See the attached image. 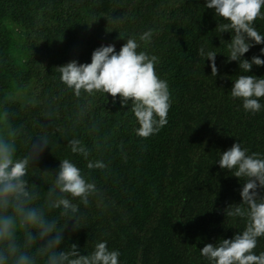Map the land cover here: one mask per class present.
Returning a JSON list of instances; mask_svg holds the SVG:
<instances>
[{
	"label": "trees",
	"instance_id": "16d2710c",
	"mask_svg": "<svg viewBox=\"0 0 264 264\" xmlns=\"http://www.w3.org/2000/svg\"><path fill=\"white\" fill-rule=\"evenodd\" d=\"M205 3L0 0V101L9 94L15 97L10 106L18 112L17 122H27L31 132L38 131L33 120L45 109L53 111L50 148L37 167L55 171L68 157L87 172L83 158L71 154L67 145L73 137L89 147L99 142L100 151L94 150L91 158L109 165L106 173L91 172L102 198L87 209L81 206L86 227L73 232L70 221L61 248L75 243L85 254L105 240L110 250L121 253L120 264H210L200 254L204 245L244 230L246 218L226 214L229 205L241 203L244 179L216 161L238 142L249 154L264 156V108L256 114L245 112L242 101L230 93L241 74L264 78V66L253 65L243 73L238 62L227 61L232 34H219L217 24L227 21ZM255 27L264 35V20H257ZM149 29L154 33L151 42L139 41ZM127 37L137 39L138 51L158 57L156 72L171 94L167 125L148 139L135 135L138 123L130 102L122 107L119 98L113 103L99 93L77 101L64 90L56 70L71 60L90 63L101 45L113 44L118 52ZM201 47L218 52L216 77L200 56ZM261 48L264 44L254 45L243 59H264ZM28 98L40 103L24 109ZM85 102L91 104L89 116L77 123V103ZM260 102L264 105V98ZM93 121L98 122L96 134L88 131ZM30 181L47 191L38 177ZM255 252H264V237Z\"/></svg>",
	"mask_w": 264,
	"mask_h": 264
},
{
	"label": "clouds",
	"instance_id": "9594fccd",
	"mask_svg": "<svg viewBox=\"0 0 264 264\" xmlns=\"http://www.w3.org/2000/svg\"><path fill=\"white\" fill-rule=\"evenodd\" d=\"M205 7L227 21L216 26L219 34H232L227 61L238 62L243 73H249L253 65L264 66L259 56L243 59L251 47L264 44V35L255 27L257 20H264V0H206ZM153 35L149 29L139 41L150 43ZM139 48L136 38L127 37L118 52L113 44L101 45L92 52L90 63L71 60L56 70L64 90L77 101L90 100L99 93L104 100L105 94L110 96L113 103L119 98L122 107L130 102L138 123L135 135L148 139L167 125L171 94L167 81L156 72L158 57ZM260 52L264 55V48ZM217 53L199 49L200 56L209 61L213 77L218 75ZM230 93L242 101L245 112L256 114L264 108L260 102L264 98L262 77L241 74L233 81ZM15 99L9 94L0 101V264H120L121 253L110 250L105 240L97 241L85 254L75 243L61 248L70 221L73 232L86 227L81 206L87 209L94 199L102 198L91 176L93 171L106 173L109 168L102 158H91L94 150L100 151L99 142L89 147L78 137L67 139L71 154L83 158L87 172L68 157L60 160L57 170L41 171L37 161L50 148L53 111L45 109L40 119L33 120L32 127L38 131L31 132L27 122H17L18 112L10 106ZM39 103L28 98L21 106L27 109ZM76 107L77 123H83L91 104L77 103ZM88 131L98 133V122L93 121ZM216 162L239 180L244 179L241 203L229 205L226 214L246 218L247 223L231 239L205 244L200 254L210 264H264V252H255L258 239L264 237V196L260 195L264 190V156L249 154L238 142L220 153ZM31 177L47 184V191L31 182Z\"/></svg>",
	"mask_w": 264,
	"mask_h": 264
},
{
	"label": "rangeland",
	"instance_id": "374dc122",
	"mask_svg": "<svg viewBox=\"0 0 264 264\" xmlns=\"http://www.w3.org/2000/svg\"><path fill=\"white\" fill-rule=\"evenodd\" d=\"M17 98H18V99H22V98H23V95H22V96L20 95V96H18Z\"/></svg>",
	"mask_w": 264,
	"mask_h": 264
}]
</instances>
